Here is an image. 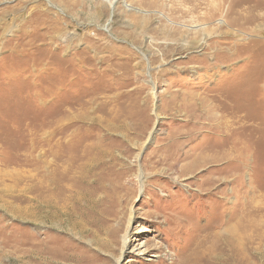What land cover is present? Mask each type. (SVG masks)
I'll return each mask as SVG.
<instances>
[{
    "label": "rangeland",
    "instance_id": "rangeland-1",
    "mask_svg": "<svg viewBox=\"0 0 264 264\" xmlns=\"http://www.w3.org/2000/svg\"><path fill=\"white\" fill-rule=\"evenodd\" d=\"M238 225L264 264V0H0V264H204Z\"/></svg>",
    "mask_w": 264,
    "mask_h": 264
},
{
    "label": "bare ground",
    "instance_id": "bare-ground-1",
    "mask_svg": "<svg viewBox=\"0 0 264 264\" xmlns=\"http://www.w3.org/2000/svg\"><path fill=\"white\" fill-rule=\"evenodd\" d=\"M32 151L34 152V148ZM35 152H36V150H35ZM32 162H33L32 166H33L35 171L39 170V168L43 165H44L43 167H45V164H46L45 159L39 160L38 155L36 153L33 156ZM40 162H42V163H40ZM45 178L48 179V176L45 175ZM49 179H52V178H49ZM43 180H44V175H43V179L41 181H39L38 179H35V181L33 183L32 192H31L32 193L31 200H33L32 203H34L35 207H39V206H41V207L44 206L46 208L48 206H49V208L51 206L55 207V204H51V200H53L51 198L52 188L50 187L49 183L47 184L48 181H45L44 183H42ZM50 184H51V182H50ZM68 187H70V186H68ZM65 189H67V188H64V190ZM62 195H64L63 192H62ZM74 197H75V194L65 195L64 199L57 202V204L63 209L64 204H65V207H67L66 206V204H68L67 202H70L72 200V198H74ZM54 201H56V200H54ZM60 209L58 211H60ZM131 215H130V218L128 220V225L132 221ZM33 217H38V213L37 212L34 213ZM81 224L84 226V223H81ZM106 228L108 229L109 227H106ZM232 232H233V234L229 237H227L226 234L224 237H222L220 235V237H221V238H219L220 245L216 244L217 246L212 245L213 247H211V248H208V249L205 248V250L202 252L203 254H201V257H198V260H200L204 264H239L240 263L239 259L242 258L243 256H246L248 259L251 260L250 264H253L252 261H253V258L255 256V250L251 246L250 241L248 244H246V247L244 248L242 241H241L242 239H240L241 234H240L239 225L238 226H232ZM215 233L216 232H214V234ZM217 235L219 236L218 233H217ZM126 236H127V232L122 237V242L120 243V250H121L120 252L121 253H125L127 250H129L130 247H132V246H130L131 244L127 243V240H125ZM128 240H129V238H128ZM209 240H211V239H209ZM215 241L217 243V240H215ZM209 246H211V245H208V247ZM131 249H133V251H136L140 255H145L146 258H148L149 255H153L152 250L149 249V247L146 245V243L144 245H135V246L133 245V248H131ZM119 257H121V256H118L116 260H118Z\"/></svg>",
    "mask_w": 264,
    "mask_h": 264
}]
</instances>
